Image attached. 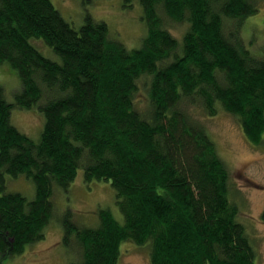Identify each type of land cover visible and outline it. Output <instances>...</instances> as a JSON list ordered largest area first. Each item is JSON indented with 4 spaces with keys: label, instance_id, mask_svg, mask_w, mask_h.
<instances>
[{
    "label": "trees",
    "instance_id": "trees-1",
    "mask_svg": "<svg viewBox=\"0 0 264 264\" xmlns=\"http://www.w3.org/2000/svg\"><path fill=\"white\" fill-rule=\"evenodd\" d=\"M140 4L147 34L128 50L105 22L86 16L73 28L51 0H0V63L21 84L13 103L0 85V264L44 240L54 186L67 190L78 170L87 183H109L123 224L105 209L96 228L61 213L70 264H117L126 241L146 246L150 264H258L229 199L227 169L193 116V109L207 117L222 109L261 145L264 55H253L239 37L258 0ZM159 11L187 24L181 40ZM33 39L61 63L45 58ZM140 89L144 110L135 107ZM35 105L45 118L38 143L9 121L12 108ZM20 176L34 182V199L8 191V178Z\"/></svg>",
    "mask_w": 264,
    "mask_h": 264
},
{
    "label": "rangeland",
    "instance_id": "rangeland-1",
    "mask_svg": "<svg viewBox=\"0 0 264 264\" xmlns=\"http://www.w3.org/2000/svg\"><path fill=\"white\" fill-rule=\"evenodd\" d=\"M51 2L75 29L84 24L86 16L105 22L109 35L128 50L139 48L147 34L140 0H92L90 4H85L82 0ZM159 15L164 27L181 40L187 24L172 21L163 11H159ZM228 21H225L226 27L232 24H228ZM239 37L253 55H264V0H258V12L242 23ZM31 42H34V46L45 58L61 63L60 57L42 41L33 39ZM143 81L146 79L139 80L140 88ZM0 85L4 89L6 101L13 103L21 84L15 71L6 62L0 63ZM146 98L147 94L140 89L134 98L135 107L144 110ZM42 99L46 97L43 96ZM193 116L204 125L216 145L218 155L228 172L229 199L238 208V222L244 226L255 249L257 263L264 264V138L261 145L253 146L234 116L222 109L214 117H207L199 109H193ZM9 121L35 143L40 141L45 118L37 105L31 109L12 108ZM7 184L9 192L20 193L27 200L34 199L35 185L32 180L20 176L18 179L8 178ZM53 191L54 211L45 229L44 240L27 246L22 254L6 259L2 264H70L71 256L62 245V227L58 218L66 210L73 213L74 220L80 225L89 228L99 226L98 214L101 209L108 210L120 225L123 224L113 188L106 182L87 183L83 170H78L67 190L54 186ZM120 252L117 264H150L146 246L126 241L121 244Z\"/></svg>",
    "mask_w": 264,
    "mask_h": 264
}]
</instances>
